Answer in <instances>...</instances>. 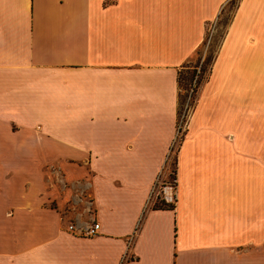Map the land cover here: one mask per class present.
<instances>
[{
  "label": "crops",
  "instance_id": "crops-1",
  "mask_svg": "<svg viewBox=\"0 0 264 264\" xmlns=\"http://www.w3.org/2000/svg\"><path fill=\"white\" fill-rule=\"evenodd\" d=\"M231 1L0 0V264H264V167L230 171L264 153V0H237L175 205L149 202L179 73Z\"/></svg>",
  "mask_w": 264,
  "mask_h": 264
},
{
  "label": "rangeland",
  "instance_id": "rangeland-1",
  "mask_svg": "<svg viewBox=\"0 0 264 264\" xmlns=\"http://www.w3.org/2000/svg\"><path fill=\"white\" fill-rule=\"evenodd\" d=\"M236 5L237 0H232L229 2L226 9L224 8L222 16H220V18H218V20H216L214 23L208 25L206 37L203 43L192 55L190 60L184 63L181 70L182 86L180 89L181 97L178 118V128L181 129H178V138L174 141L171 148L172 158L170 157V163L166 165V175H164V179L167 182H175L177 179L176 152L178 146L181 144L182 139L186 136L188 119L197 100L198 91L210 74L212 64L219 51L227 26L230 22L232 14L234 13ZM194 69L197 71L196 77L190 84V77ZM236 152L234 153L235 155L233 156V160L238 158L236 159L237 163L234 162L232 164L230 171H233L234 173L240 172V166L242 163L243 171H247V173L250 175L256 174L258 171H261L262 167H264V153L262 154L261 149L258 150L253 147L248 148V150H239V153ZM176 183L178 187V181H176ZM150 202L157 206H162L163 204L161 197L155 199L153 196Z\"/></svg>",
  "mask_w": 264,
  "mask_h": 264
},
{
  "label": "built area",
  "instance_id": "built-area-1",
  "mask_svg": "<svg viewBox=\"0 0 264 264\" xmlns=\"http://www.w3.org/2000/svg\"><path fill=\"white\" fill-rule=\"evenodd\" d=\"M164 178V172L161 171L154 182L149 202L154 196L155 199L161 197L162 202L165 204L175 205L178 194L177 179L175 182H167ZM68 228L73 232L78 231V234L81 236L90 237L99 233L100 223L97 220H93L92 223H89L86 227L79 228L76 223L71 222Z\"/></svg>",
  "mask_w": 264,
  "mask_h": 264
},
{
  "label": "trees",
  "instance_id": "trees-1",
  "mask_svg": "<svg viewBox=\"0 0 264 264\" xmlns=\"http://www.w3.org/2000/svg\"><path fill=\"white\" fill-rule=\"evenodd\" d=\"M196 69H194V71L192 72V74H191V77H190V84L193 82V80L195 79V77H196ZM182 78H181V71H180V73H179V77H178V80H179V87H180V89H181V86H182V80H181ZM180 97H181V95H180ZM154 207H156V208H170V207H173L172 205H168V204H162V206H157V205H154Z\"/></svg>",
  "mask_w": 264,
  "mask_h": 264
}]
</instances>
